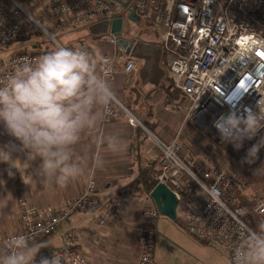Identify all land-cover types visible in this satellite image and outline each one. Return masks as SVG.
Listing matches in <instances>:
<instances>
[{
	"label": "built area",
	"instance_id": "1",
	"mask_svg": "<svg viewBox=\"0 0 264 264\" xmlns=\"http://www.w3.org/2000/svg\"><path fill=\"white\" fill-rule=\"evenodd\" d=\"M43 5L38 17L17 0L0 3V54L14 43L40 34L58 47L65 46L61 41L66 36L98 20L110 24L118 19L125 21L132 11L153 30H162L165 70L173 88L187 103H171L165 108L169 113H183L175 136L166 141L156 137L119 102L104 124L124 116L133 128L152 136L159 150L152 178L156 186L166 185L176 196L178 225L201 243L226 251L231 261L233 246L243 239L244 229L264 223V185L253 189L240 175L228 173L209 157L192 152L182 142V135L194 123L218 136L219 144H223L216 120L229 113L243 114L249 108L258 111V102L264 104V0H132L126 8L110 0H43ZM108 38L118 45L116 35L109 32ZM38 59L35 52L27 51L0 56V83L6 82L17 67L35 64ZM99 64L101 74L112 83L116 59L105 56ZM135 70L133 61L126 64V73ZM263 132L264 128L244 141V164L247 150ZM145 203L150 207L145 214L155 221L159 213L150 194ZM19 206L20 234L39 241L50 239L72 216L93 211L100 203L96 183L90 181L81 197L60 207H36L26 200ZM111 218L113 213L104 214L99 224L105 225ZM12 235L1 236L0 247ZM153 238L152 229L138 227L137 264H157ZM65 240L64 249L48 251L42 257L52 259L55 255L60 264H87L84 255L72 250L74 234L68 232Z\"/></svg>",
	"mask_w": 264,
	"mask_h": 264
},
{
	"label": "crops",
	"instance_id": "2",
	"mask_svg": "<svg viewBox=\"0 0 264 264\" xmlns=\"http://www.w3.org/2000/svg\"><path fill=\"white\" fill-rule=\"evenodd\" d=\"M2 1L0 0V3ZM17 1L33 15L38 17L42 15L43 0ZM129 16L130 27L124 30V23L122 27L124 40L162 47V30H153L140 16L137 22L129 20ZM142 19L148 25V29L136 28L141 25ZM98 23L99 20L95 21V24ZM91 26L93 24L84 28ZM146 30L152 35L146 33ZM73 41L76 40H68ZM78 41L81 42L77 46L78 50H88V55L100 73L99 62L102 57L111 56L116 59V75L111 84L116 91L117 102L134 112L146 126L152 127L156 137L165 141L172 140L182 123L183 113H169L165 108L171 103L180 101L184 105L187 103L171 84L165 70L166 54L163 47L162 50L157 49L152 53L143 52L141 55L144 57L137 59L131 58L119 45L112 43L108 35L79 37ZM34 51L39 58L48 53L42 52L38 46H34ZM130 61L135 63L136 70L126 73L125 67ZM133 88L142 95L141 103L138 105L136 96L129 93ZM187 127L189 129L184 130L182 142L188 146L197 135V129L203 134L204 131L194 123ZM101 132L118 133L124 138L126 149L115 154L102 153L104 157L102 168L96 169L84 179L70 182L67 186L47 183L40 175L39 158L28 157L25 153H15L13 156L15 161L0 162V180L4 181L0 184V237L23 232L19 206L21 200H26L36 207H60L81 197L88 183L94 181L99 208L75 214L64 222L60 226L61 239L42 247L34 261L39 260L48 251L64 249L65 242L62 243V238L64 240V234L71 232L76 240L74 250L87 258V264H137L139 260L136 249L137 229L154 228L152 218L145 214L150 210L144 203L149 193L142 189L139 181L143 170H150L155 166L159 150L143 129L133 128L123 116L104 124L98 132L85 133L80 143L75 146L77 160L81 156H93L99 150L95 141ZM261 136H264V132ZM9 142L19 144V141L9 136L0 124V145ZM9 171L14 175L9 176ZM96 213H99L97 216L99 218L96 217ZM110 213H113L114 218L108 219L105 225H100L99 221L103 215Z\"/></svg>",
	"mask_w": 264,
	"mask_h": 264
},
{
	"label": "clouds",
	"instance_id": "3",
	"mask_svg": "<svg viewBox=\"0 0 264 264\" xmlns=\"http://www.w3.org/2000/svg\"><path fill=\"white\" fill-rule=\"evenodd\" d=\"M117 104V94L107 77L97 71L84 50L59 46L35 64L17 67L0 83V124L19 141L0 145V162L15 161V153L39 158V171L50 184L67 186L104 166L102 153H120L125 140L116 132L99 133V150L93 156L75 158V146L85 133L102 129ZM258 111L229 113L214 122L221 139L239 150L245 140L264 128V104ZM264 149L260 136L248 150L246 163H254ZM261 167L256 174L261 172ZM14 175L9 171V176ZM4 181L0 180V184ZM243 239L233 246L231 264H264V223L244 229ZM43 242L26 234L12 235L0 249V264H34ZM39 264H60L58 257H41Z\"/></svg>",
	"mask_w": 264,
	"mask_h": 264
},
{
	"label": "rangeland",
	"instance_id": "4",
	"mask_svg": "<svg viewBox=\"0 0 264 264\" xmlns=\"http://www.w3.org/2000/svg\"><path fill=\"white\" fill-rule=\"evenodd\" d=\"M127 27H130V22L126 18L124 22V30H126ZM139 27L148 29V25L144 23L143 19L141 25L136 26V28ZM143 28L141 29L144 31ZM145 32L152 35L149 30H146ZM61 42L66 47H70L75 50H78L77 46L79 43L81 44L78 39L73 42H68V40L64 38ZM34 46H38L42 52H50L58 47L45 35L40 34L30 40L14 43L8 51L0 54V56L9 57L12 53L20 51L33 52ZM149 128L152 130L150 132L153 134L154 129L150 126ZM187 128L188 127H186L185 130H187ZM148 136L149 138H152L149 134ZM219 142L220 138L215 134L207 131H204L203 134L200 129H197V135L193 137V141L190 142L187 148H190L193 150L192 152L201 155V157H209L214 163L223 166L228 173L240 175L250 182L253 189L260 188L262 185L259 186V184H257L260 179L257 175L259 174L264 176V168H262L261 172L258 174H256V170L264 167V150H260L258 154L259 158L254 163L244 164L242 162V150L246 148L244 143L242 147L237 150L231 143L224 142L223 144H219ZM253 144H251L250 147ZM97 216H99V213H96V217ZM153 222L154 228L150 229L154 231L153 259L157 264H231L226 251L221 248L206 245L194 239L185 230H183V228H181L176 221H171L170 219L159 215V217L155 221L153 220ZM60 232L61 229L59 228L52 238L42 239L39 240V242H43L44 246L56 243L57 239H61ZM65 235L66 233L63 237H65ZM64 242H66V240H63L62 238V243ZM75 242L76 240L74 235L73 243L75 244ZM74 248L75 247L72 248L73 251H75Z\"/></svg>",
	"mask_w": 264,
	"mask_h": 264
},
{
	"label": "water",
	"instance_id": "5",
	"mask_svg": "<svg viewBox=\"0 0 264 264\" xmlns=\"http://www.w3.org/2000/svg\"><path fill=\"white\" fill-rule=\"evenodd\" d=\"M112 2L120 3L124 8H126L132 0H110ZM125 1V2H124ZM139 16L137 15L136 11H132L129 20L137 22ZM124 21L122 19L114 20L111 24L109 21H102L98 24H95L89 28H84L82 30H78L68 36H66V40H76L79 37L84 38L91 35H108L109 32L116 35L118 40V45L126 52L128 56L131 58H139L144 57L141 55L143 52H155L157 49H161L160 46H153L150 44H144L139 41L133 43L129 42L128 40H124L122 38V27ZM130 95L134 94L137 98V104L141 103L142 95L136 90L131 89ZM150 197L153 200L159 215L170 219L171 221H177V207H178V200L174 193L166 186V185H157L152 192L150 193Z\"/></svg>",
	"mask_w": 264,
	"mask_h": 264
},
{
	"label": "trees",
	"instance_id": "6",
	"mask_svg": "<svg viewBox=\"0 0 264 264\" xmlns=\"http://www.w3.org/2000/svg\"><path fill=\"white\" fill-rule=\"evenodd\" d=\"M34 38V37H33ZM32 39V38H31ZM30 40V39H29ZM27 41V40H26ZM34 48V47H33ZM34 52V51H33ZM147 129L149 131H152L149 126L147 127ZM156 166V164H155ZM155 166H153L150 170L145 169L141 172V176H140V181L139 184L141 185L142 189L146 192L149 193L155 188L156 186V182L153 180L152 178V174L155 170ZM259 176V181L257 182V184H259V186L264 185V176L263 175H257ZM253 228H255L253 226Z\"/></svg>",
	"mask_w": 264,
	"mask_h": 264
},
{
	"label": "flooded vegetation",
	"instance_id": "7",
	"mask_svg": "<svg viewBox=\"0 0 264 264\" xmlns=\"http://www.w3.org/2000/svg\"><path fill=\"white\" fill-rule=\"evenodd\" d=\"M91 24H93V25H94V24H95V22H94V23H91ZM91 24H90V25H91ZM118 40H119V38H118Z\"/></svg>",
	"mask_w": 264,
	"mask_h": 264
}]
</instances>
